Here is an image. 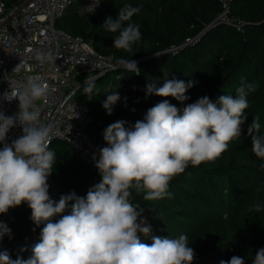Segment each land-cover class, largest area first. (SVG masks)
<instances>
[{
  "label": "trees",
  "instance_id": "1",
  "mask_svg": "<svg viewBox=\"0 0 264 264\" xmlns=\"http://www.w3.org/2000/svg\"><path fill=\"white\" fill-rule=\"evenodd\" d=\"M3 1L12 5L17 0ZM101 3L99 14H78L71 6L55 21L57 28L82 37L97 52L111 55L116 64L120 58L139 61L140 75L117 68L96 78L95 83L105 76L113 77L106 86L95 84L91 100L85 95L84 86L77 90L76 98L92 116L88 127H95L91 135L87 133L99 149L108 146L103 133L110 124L123 120L126 128H132L163 99L182 110L203 96L215 102L222 94L235 95L241 77L257 85L247 96L248 119L241 126V136L230 143L227 151L213 161L189 165L174 177L168 187L170 198L145 200L143 192L133 189L132 201L144 207L143 216L151 227L149 236L139 234L142 243L151 244L152 236L178 238L183 234L195 252L193 264H219L233 256L252 264L257 250L264 248V210L249 211L254 202L264 203V168L260 167L264 160L252 152L247 132L253 116L259 114L260 134L264 135V0L230 1L229 17L242 22L243 32L233 24L217 21L223 11L219 0ZM125 4L141 8L131 21L139 25L141 32V40L133 45L134 55L116 49L113 38L118 33L102 27L105 19L115 18ZM187 38L197 40L187 43ZM164 73L167 78L196 82L185 93L188 100L181 103L172 97L146 95L145 86L149 82L162 85ZM114 90L120 100L108 115L102 105ZM49 149L56 155L51 175L61 188L54 201L72 192L86 197L89 189L101 182L99 171L81 161L64 141H54ZM71 203L62 215L70 214ZM59 218L54 217L53 222ZM5 224L11 230L10 236L3 237L9 256L13 260L18 256L28 259L44 224L37 226L32 221L27 203L12 207Z\"/></svg>",
  "mask_w": 264,
  "mask_h": 264
},
{
  "label": "clouds",
  "instance_id": "2",
  "mask_svg": "<svg viewBox=\"0 0 264 264\" xmlns=\"http://www.w3.org/2000/svg\"><path fill=\"white\" fill-rule=\"evenodd\" d=\"M99 3L94 0V8ZM140 11V7L125 4L115 18L105 19L102 27L118 33L113 38L116 49L136 53L133 45L141 40V32L131 21ZM35 57L41 63L55 59L51 52L41 50ZM117 63L125 71L140 75L135 60L120 58ZM23 67L17 64L13 71L19 74ZM164 75L162 85L149 82L145 86L146 95L172 97L181 103L188 100L185 93L196 82L185 83ZM8 84L10 90L2 94V99L9 103L18 99L19 112L8 115L0 110V214L27 203L32 221L44 227L28 259L18 256L13 260L2 251L0 264H193L195 252L186 235L152 236L151 244L141 242L139 234L149 236L151 227L143 216L144 207L132 202L133 189L143 192L145 200L170 198L168 187L174 177L189 165L213 161L227 151L230 143L240 138L241 126L248 119L247 96L255 91L254 82L241 77L235 95L222 94L215 102L203 96L182 110L163 99L132 128H126L123 120L110 124L103 133L108 146L100 149L98 160L94 157L101 182L90 188L86 197L72 192L58 201L50 198L47 182L56 160L49 149L52 125H42L34 107L35 101L47 98L50 86L39 77H30L24 84ZM94 90L95 78L86 79L83 91L89 100ZM110 92L102 105L108 115L120 100L118 92ZM17 122L23 134L6 142ZM247 132L252 152L264 160L259 114L253 116ZM260 167L264 168V163ZM69 202L70 214L62 215ZM262 210L264 203L260 201L249 208L257 213ZM57 216L61 218L53 222ZM10 234L7 225L0 222V240ZM219 264H245V260L233 256ZM252 264H264V248L257 250Z\"/></svg>",
  "mask_w": 264,
  "mask_h": 264
},
{
  "label": "built area",
  "instance_id": "3",
  "mask_svg": "<svg viewBox=\"0 0 264 264\" xmlns=\"http://www.w3.org/2000/svg\"><path fill=\"white\" fill-rule=\"evenodd\" d=\"M219 1L223 11L217 21L233 24L243 32L242 22L229 17L231 0ZM96 2L100 3L94 8V0H17L12 5L0 0V110L8 115L19 112L18 99L11 103L2 99V94L10 90L8 82L24 84L30 77L41 78L50 86V92L46 99L35 101L34 107L40 113V123L52 125L49 148L54 141H64L81 161L98 171L94 157L99 159L100 149L87 133L92 116L76 98V93L86 79H96L122 67L111 55L97 52L82 37L55 26V21L71 6L78 14H99L102 3ZM196 40L187 38L186 42ZM37 50L51 52L54 61L41 63L35 57ZM17 64L24 65L19 74L13 71ZM84 75L88 77L80 79ZM22 134V126L17 122L7 134L6 142H13ZM47 182L49 196L55 199L61 188L52 175ZM10 211L11 208L0 214V222H6ZM7 249L8 244L0 240V252Z\"/></svg>",
  "mask_w": 264,
  "mask_h": 264
},
{
  "label": "rangeland",
  "instance_id": "4",
  "mask_svg": "<svg viewBox=\"0 0 264 264\" xmlns=\"http://www.w3.org/2000/svg\"><path fill=\"white\" fill-rule=\"evenodd\" d=\"M88 76L87 75H84L82 76L80 79H86ZM113 79V77L110 75V76H105L103 78H101L100 80H98L95 84L97 86H106L107 84L110 83V81ZM79 95V93H78ZM95 130V127L93 125H90L87 129L88 133L91 135Z\"/></svg>",
  "mask_w": 264,
  "mask_h": 264
},
{
  "label": "water",
  "instance_id": "5",
  "mask_svg": "<svg viewBox=\"0 0 264 264\" xmlns=\"http://www.w3.org/2000/svg\"><path fill=\"white\" fill-rule=\"evenodd\" d=\"M205 32V31H204ZM203 34V33H202Z\"/></svg>",
  "mask_w": 264,
  "mask_h": 264
}]
</instances>
